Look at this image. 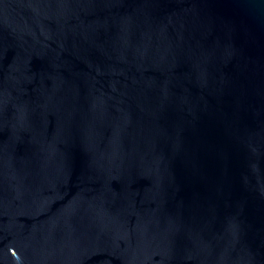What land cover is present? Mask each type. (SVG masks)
Here are the masks:
<instances>
[{"label":"water","instance_id":"water-1","mask_svg":"<svg viewBox=\"0 0 264 264\" xmlns=\"http://www.w3.org/2000/svg\"><path fill=\"white\" fill-rule=\"evenodd\" d=\"M0 264H264V0H0Z\"/></svg>","mask_w":264,"mask_h":264}]
</instances>
